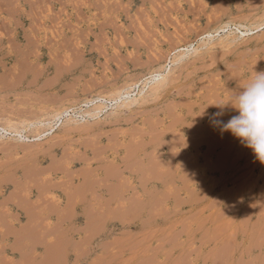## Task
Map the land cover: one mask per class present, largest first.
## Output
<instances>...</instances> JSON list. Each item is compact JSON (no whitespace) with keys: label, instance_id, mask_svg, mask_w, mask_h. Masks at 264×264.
Listing matches in <instances>:
<instances>
[{"label":"rangeland","instance_id":"rangeland-1","mask_svg":"<svg viewBox=\"0 0 264 264\" xmlns=\"http://www.w3.org/2000/svg\"><path fill=\"white\" fill-rule=\"evenodd\" d=\"M254 71L264 0H0V264H264Z\"/></svg>","mask_w":264,"mask_h":264},{"label":"clouds","instance_id":"clouds-1","mask_svg":"<svg viewBox=\"0 0 264 264\" xmlns=\"http://www.w3.org/2000/svg\"><path fill=\"white\" fill-rule=\"evenodd\" d=\"M229 91L232 94L228 104L211 106L219 111L210 114V122L221 133H230L264 164V72L254 71V76L246 84ZM226 111L236 114L225 121L221 117Z\"/></svg>","mask_w":264,"mask_h":264},{"label":"bare ground","instance_id":"bare-ground-1","mask_svg":"<svg viewBox=\"0 0 264 264\" xmlns=\"http://www.w3.org/2000/svg\"><path fill=\"white\" fill-rule=\"evenodd\" d=\"M226 39H227V38H226ZM183 57H184V54H183ZM183 57H182V58H183ZM179 59H180V58H179ZM157 75H158V74H157ZM162 75H163V74L156 76V77H158V78H157V79L155 78V79H156L157 81H159V78L162 80V79H163ZM156 80H155V81H156ZM157 81H156V82H157ZM160 82H161V81H160ZM140 93H141V92H140ZM188 94H189V93H188ZM139 95H140V94H139ZM214 96H215V95H214ZM185 97H186V96H185ZM130 99H131V98H130ZM130 99H129V100H130ZM125 100H126V99H125ZM125 100H124V101H125ZM136 100H137V99H136ZM128 102H129V101H128ZM179 102H180V101H179ZM124 103H127V100H126V102H124ZM124 103H122V104H124ZM131 103H133V102H131ZM131 103H130V104H131ZM130 104H129V105H130ZM213 104H214V103H213ZM120 106H121V105H120ZM124 106H125V104H124ZM100 107H101V106H100ZM121 107H122V106H121ZM182 107H183V106H182ZM191 107H192V106H191ZM140 115H141V114H140ZM156 122H157V121H156ZM128 123H129V122H128ZM202 124H203V123H202ZM37 125H38V124H37ZM190 125H191V124H190ZM194 125H195V123H194ZM198 128H199V127H198ZM205 128H206V127H205ZM216 130H217V129H216ZM154 131H155V130H154ZM215 132H217V131H215ZM176 135H177V134H176ZM210 137H211V136H210ZM19 138H20V136H19ZM201 139H202V138H201ZM209 139H210V138H209ZM213 142H214V141H213ZM221 142H222V141H221ZM199 145H200V144H199ZM136 146H137V145H136ZM123 148H124V147H123ZM228 148H229V147H228ZM98 157H99V156H98ZM167 158H168V157H167ZM129 159H130V158H129ZM188 159H189V158H188ZM122 160H123V159H122ZM158 161H159V160H158ZM158 161H157V162H158ZM206 161H207V160H206ZM208 162H209V161H208ZM129 164H130V163H129ZM120 165H121V164H120ZM122 165H124V164H122ZM125 166H126V165H125ZM205 166H206V165H205ZM125 168H126V167H124V169H125ZM163 168H164V167H163ZM184 168H185V167H184ZM115 169H117V167H116ZM124 169H123V170H124ZM171 170H172V169H171ZM36 171H37V170H36ZM56 172H57V171H56ZM41 173H42V172H41ZM112 173H113V172H112ZM150 176H151V175H150ZM100 178H101V177H100ZM114 178H115V177H114ZM160 178H161V177H160ZM46 182H47V181H46ZM46 182H45V183H46ZM54 182H55V181H54ZM30 183H31V182H30ZM22 186H23V185H22ZM28 186H29V185H28ZM33 186H34V185H33ZM97 187H98V186H97ZM21 188H22V187H21ZM25 188H26V187H25ZM27 188H28V187H27ZM27 190H28V189H27ZM47 190H48V189H47ZM53 190H54V189H53ZM38 191H39V190H38ZM43 191H44V190H43ZM77 191H78V190H77ZM47 193H48V192H47ZM68 193H69V192H68ZM42 194H43V193H42ZM44 194H45V193H44ZM22 196H23V195H22ZM29 196H30V195H29ZM44 197H45V196H44ZM65 197H66V196H65ZM42 198H43V196H42ZM37 199H38V198H37ZM55 199H56V198H54V200H55ZM92 199H93V198H92ZM92 199H90V200H92ZM52 200H53V199H52ZM95 200H96V199H95ZM26 201H27V200H26ZM33 201H34V200H33ZM36 201H37V200H36ZM53 202H54V201H53ZM95 203H96V202H95ZM98 203H99V202H98ZM93 204H94V203H93ZM16 205H17V204H16ZM43 205H44V204H43ZM20 207H21V206H20ZM104 207H105V206H104ZM118 207H119V206H118ZM121 207H122V206H121ZM38 208H39V207H38ZM46 208H47V207H46ZM51 208H52V207H51ZM112 209H113V208H112ZM58 210H59V209H58ZM62 210H63V209H62ZM97 210H98V209H97ZM114 210H115V209H114ZM7 211H9V210H7ZM9 212H10V211H9ZM61 212H62V211H61ZM54 213H55V212H54ZM17 221L19 222V220H17ZM31 221H32V219H31ZM18 222H17V224L19 225L20 222H19V223H18ZM26 222H27V221H26ZM30 224H31V223H30ZM60 225H61V224H60Z\"/></svg>","mask_w":264,"mask_h":264}]
</instances>
